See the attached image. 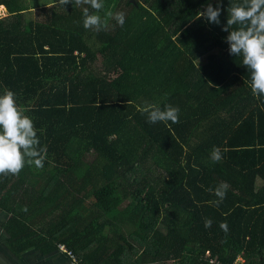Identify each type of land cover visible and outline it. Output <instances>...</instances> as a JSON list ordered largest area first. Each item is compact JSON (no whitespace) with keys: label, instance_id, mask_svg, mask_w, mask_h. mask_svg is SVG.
Masks as SVG:
<instances>
[{"label":"trees","instance_id":"1","mask_svg":"<svg viewBox=\"0 0 264 264\" xmlns=\"http://www.w3.org/2000/svg\"><path fill=\"white\" fill-rule=\"evenodd\" d=\"M29 1L34 19L0 0V95L16 94L45 150L42 168L0 174L11 240L79 264H264V97L222 31L239 0H221L219 25L196 18L216 0ZM83 7L107 27L85 29ZM146 102L179 122H148Z\"/></svg>","mask_w":264,"mask_h":264},{"label":"clouds","instance_id":"2","mask_svg":"<svg viewBox=\"0 0 264 264\" xmlns=\"http://www.w3.org/2000/svg\"><path fill=\"white\" fill-rule=\"evenodd\" d=\"M73 0H58L60 6L72 3ZM221 0H216V6L207 3L203 11H198L196 18L203 17L210 24H220ZM77 6H90L97 13L104 8L103 0H75ZM65 10V9H64ZM83 26L85 29L103 30L107 23L97 14H92L89 7H83ZM112 19L121 27L125 21L123 12H115ZM222 31L227 32L225 40L231 55L242 57V65L250 70L251 91L254 97H264V0H239L230 3L227 8L226 24ZM98 106V105H97ZM140 111L147 114L148 122H179V108L167 104L159 107L154 103H145ZM218 146L211 152L213 162L222 160ZM45 150L40 147L39 138L33 120L25 114L16 103V94L5 89L0 95V174L18 175L25 164L43 167ZM229 185L221 181L214 189H209L217 198L210 203L218 207L226 197ZM212 221L205 219V227L209 228ZM223 231H228L226 221L221 222Z\"/></svg>","mask_w":264,"mask_h":264},{"label":"crops","instance_id":"3","mask_svg":"<svg viewBox=\"0 0 264 264\" xmlns=\"http://www.w3.org/2000/svg\"><path fill=\"white\" fill-rule=\"evenodd\" d=\"M8 219L9 215L0 211V264H75L68 254L60 249L42 253L39 247L31 246L21 250L18 242L12 241L6 230Z\"/></svg>","mask_w":264,"mask_h":264},{"label":"rangeland","instance_id":"4","mask_svg":"<svg viewBox=\"0 0 264 264\" xmlns=\"http://www.w3.org/2000/svg\"><path fill=\"white\" fill-rule=\"evenodd\" d=\"M25 3H26V7L28 8L27 10V13H26V16H27V19H34L36 17H38V13L35 9H31L29 8L30 7V1L29 0H25ZM38 3L39 5L41 6H48L51 4V0H38ZM4 7V6H3ZM1 8L0 10V18L6 16L8 13H7V10L6 8ZM124 203H122L121 205H123ZM117 212H113L112 215H116Z\"/></svg>","mask_w":264,"mask_h":264},{"label":"built area","instance_id":"5","mask_svg":"<svg viewBox=\"0 0 264 264\" xmlns=\"http://www.w3.org/2000/svg\"><path fill=\"white\" fill-rule=\"evenodd\" d=\"M60 250L67 253L75 264H79L78 261L76 260L75 255L71 252H68L64 245L60 246ZM212 263H214V261H212Z\"/></svg>","mask_w":264,"mask_h":264}]
</instances>
